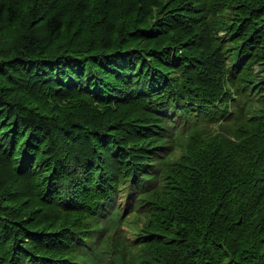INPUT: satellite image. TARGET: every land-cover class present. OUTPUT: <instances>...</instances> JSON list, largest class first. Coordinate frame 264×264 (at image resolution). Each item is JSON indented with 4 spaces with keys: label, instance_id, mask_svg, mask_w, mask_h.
<instances>
[{
    "label": "trees",
    "instance_id": "obj_1",
    "mask_svg": "<svg viewBox=\"0 0 264 264\" xmlns=\"http://www.w3.org/2000/svg\"><path fill=\"white\" fill-rule=\"evenodd\" d=\"M0 32V264H264V0H0Z\"/></svg>",
    "mask_w": 264,
    "mask_h": 264
},
{
    "label": "rangeland",
    "instance_id": "obj_2",
    "mask_svg": "<svg viewBox=\"0 0 264 264\" xmlns=\"http://www.w3.org/2000/svg\"><path fill=\"white\" fill-rule=\"evenodd\" d=\"M0 33H1V32H0ZM219 34L223 35V34H224V30H221V32H220ZM223 36H225V35H223ZM0 38H1V36H0ZM257 66H258V65H255V67H254V69H255L256 71L258 70V67H257ZM176 155H177V156H181L179 150L177 151V154H176ZM134 228L138 229V228H141V227L138 225V226H134Z\"/></svg>",
    "mask_w": 264,
    "mask_h": 264
}]
</instances>
